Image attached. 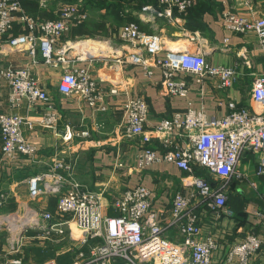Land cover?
Wrapping results in <instances>:
<instances>
[{
  "label": "built area",
  "instance_id": "built-area-1",
  "mask_svg": "<svg viewBox=\"0 0 264 264\" xmlns=\"http://www.w3.org/2000/svg\"><path fill=\"white\" fill-rule=\"evenodd\" d=\"M156 1L167 16H172L174 10L186 12L193 5V0ZM224 18L233 31L254 33L264 51V15L250 19L227 11ZM87 19V9L76 2L63 3L55 19H41L27 12L22 0H0V170L37 159L38 146L23 132L31 116L15 111L25 103H42L45 109L40 113L41 124L58 132L61 113L34 71L40 58L60 72L57 89L61 94L77 97L94 111H109L108 93L90 67L71 63L87 60L89 50H80L72 58L69 51L76 49L75 44L60 46L65 34ZM119 37L134 49L114 51L109 56L114 60L112 64L140 67L147 76L160 72L171 97H187L189 93L188 81L179 73L194 75L199 81L213 77L224 88L231 87L236 79L235 69L210 64L202 48H166L157 33L143 32L137 22L125 23ZM6 51L24 52L30 65H6L2 57ZM5 85L9 89L6 99ZM117 92L111 89V93ZM251 97L255 108L229 102L230 113L220 119H209L204 109L189 104L184 113L176 112L148 128V101L135 94L127 96L120 106L125 131L144 142L151 141L154 135L161 146H145L138 155V166L173 163L185 173L181 181L186 190L174 193L167 210L161 204L155 207L154 191L139 183L114 198L111 207L117 214L105 215L103 208L108 205L103 202V193L87 189L75 179V157L57 152L46 162L47 170L28 179L30 201L37 202L28 221L49 234L69 239L77 251L71 264H252L264 246L258 233L246 232L240 241L229 244L218 259L215 253L220 251V242L204 233L197 211L201 207L215 217L235 216L228 206V183L233 176L241 175L238 167L247 151L260 155L257 172L264 177V70L253 81ZM66 131L63 140L69 142L75 133L69 126ZM81 135L89 136V131H82ZM200 168L206 169L211 178L199 175ZM50 197L56 199L55 214L44 209V203L42 207L38 204L42 198ZM7 198L6 193L0 194V206ZM254 214L264 228V208ZM172 227H177L179 241L168 237ZM4 264L59 263L55 258L27 262L18 256Z\"/></svg>",
  "mask_w": 264,
  "mask_h": 264
},
{
  "label": "crops",
  "instance_id": "crops-1",
  "mask_svg": "<svg viewBox=\"0 0 264 264\" xmlns=\"http://www.w3.org/2000/svg\"><path fill=\"white\" fill-rule=\"evenodd\" d=\"M84 1L75 2L85 7ZM65 2L69 0H22L24 9L41 19L57 18L61 5ZM121 3L122 8L116 12L112 11L109 13L111 15L105 8L97 14L89 12L90 19L82 29L79 28L80 25L74 26L60 42V46L64 43L75 44L76 50L69 51L72 58L76 57L79 50H89L87 60H71V63L90 67L93 76L108 93L109 111H94L77 97L61 94L57 89L60 72L46 65L40 58L34 71L41 84L51 93L62 119L58 132H55L41 124L40 113L45 109L42 103H25L15 110L19 114L31 116L30 123L23 126V132L39 150L37 162L1 168L0 194L6 193L8 198L0 208L6 206L8 200L12 208L25 207L28 179L47 170L46 162L50 161L55 153L62 152L64 156L76 158L75 179L87 189L103 193V202L108 205L103 208L105 215L117 214L111 207L114 198L128 187L139 183L154 191L155 207L161 204L170 210L174 193L186 190L181 181L185 173L168 162L156 163L146 168L138 166V155L145 146H161L159 139L154 135L151 141L144 142L140 137L125 131L120 106L126 97L135 94L148 101V128L176 112L184 113L189 104L196 109H204L209 119H220L230 113L229 102L241 107L255 108L251 89L256 76L264 70V51L254 33L242 34L233 31L224 14L233 11L250 19L263 16L264 0H193V5L186 12L174 10L172 16L162 14L163 7L159 6L156 0H124ZM95 21L98 23L92 25ZM131 21L137 22L143 32L157 33L166 48L191 51L202 48L210 64L235 69L236 79L232 86L224 88L220 81L213 77H205L199 81L194 75L179 73V76L188 81L189 93L187 97H171L163 85L160 72L147 76L140 67L112 64L114 60L109 57L111 55L100 56V52L94 54L91 51L88 42L98 39L100 41V38L104 39L100 42L105 43L106 48L113 52L133 50L132 46L124 44L119 37L122 26ZM15 52L6 51L2 55L6 65H30V60L24 52ZM111 89L118 92L113 94ZM8 92L9 89L5 85L4 99ZM4 108L7 109L6 104ZM67 126L75 133L69 142L63 140ZM82 131H89V136L81 135ZM1 145L0 133V151ZM259 161L258 153L247 151L239 163L241 175L233 176L229 180L228 206L234 210V217H215L205 209L197 208L204 233L212 234L220 242V251L215 253L218 259L225 254L229 244L240 241L250 230L264 239V228L257 222L254 214L256 210L264 208V177L257 172ZM197 173L211 178L206 169L200 168ZM45 203L46 206L49 204L56 208L54 197L44 199ZM171 229L167 232L168 237L179 241L177 227ZM1 260L0 264H4ZM252 264H264V246L262 254L255 257Z\"/></svg>",
  "mask_w": 264,
  "mask_h": 264
},
{
  "label": "rangeland",
  "instance_id": "rangeland-1",
  "mask_svg": "<svg viewBox=\"0 0 264 264\" xmlns=\"http://www.w3.org/2000/svg\"><path fill=\"white\" fill-rule=\"evenodd\" d=\"M100 39V41L104 40L103 38ZM100 41L99 39L89 41V48L101 44ZM38 56L41 57V54L39 53ZM27 196V204L23 208H12L10 200L7 202V207L0 208L1 261L5 263L7 259L11 260L20 256L27 262L55 258L59 264H71L76 256V248L71 246V241L66 237L56 233L49 234L44 229L36 228L34 223L28 221L33 216L31 209L36 207L37 202L30 201L28 194ZM44 199L46 198H42L38 203L40 204L39 207H42ZM49 204L48 206H46V203L43 204V208L55 214L56 208ZM170 231L173 232L172 229ZM78 233L79 231H77Z\"/></svg>",
  "mask_w": 264,
  "mask_h": 264
},
{
  "label": "trees",
  "instance_id": "trees-1",
  "mask_svg": "<svg viewBox=\"0 0 264 264\" xmlns=\"http://www.w3.org/2000/svg\"><path fill=\"white\" fill-rule=\"evenodd\" d=\"M77 0H69V2H75ZM122 1L124 0H85L84 1V5H85V9H87V12L89 13H92V14H97V13H100V10L102 8H105L107 13H111L112 11L113 12H116L117 10L121 9L122 8V5L123 3H121ZM111 15V14H109ZM102 17V16H101ZM90 18L87 19V21L89 20ZM87 21L84 22V24L82 23L80 25L79 28L82 29V27L87 23ZM135 22V21H134ZM98 22L95 21L93 24H97Z\"/></svg>",
  "mask_w": 264,
  "mask_h": 264
},
{
  "label": "bare ground",
  "instance_id": "bare-ground-1",
  "mask_svg": "<svg viewBox=\"0 0 264 264\" xmlns=\"http://www.w3.org/2000/svg\"><path fill=\"white\" fill-rule=\"evenodd\" d=\"M83 43H85V41H84ZM83 43H81L82 46H83ZM100 43H101V44L94 45L93 47L90 48L91 51L94 52V54L97 53V52H100V53H102V54H109V55H112V54H113V51H112L110 48H106L105 43H102V42H100ZM85 46H86V45H85ZM83 47H84V46H83ZM81 48H82V47H81ZM86 49H87V48H86ZM88 49H89V48H88ZM108 75H109V73H108ZM13 225H14V223H13Z\"/></svg>",
  "mask_w": 264,
  "mask_h": 264
}]
</instances>
